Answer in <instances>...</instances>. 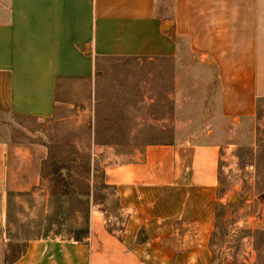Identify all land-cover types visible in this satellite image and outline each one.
<instances>
[{
    "label": "crops",
    "instance_id": "1",
    "mask_svg": "<svg viewBox=\"0 0 264 264\" xmlns=\"http://www.w3.org/2000/svg\"><path fill=\"white\" fill-rule=\"evenodd\" d=\"M108 60L160 65L172 93L112 103L102 86ZM68 82L89 85L93 126L96 105L97 123L103 107L116 109L114 127L128 129L114 128V138H137L142 125L172 121L175 129L133 161L107 162L118 217L98 207L80 242L30 239L11 264H214L224 145L209 124L240 126L264 102V0H0V236L11 193L23 203L40 185L10 182L21 151L1 128L12 117L51 120Z\"/></svg>",
    "mask_w": 264,
    "mask_h": 264
},
{
    "label": "rangeland",
    "instance_id": "2",
    "mask_svg": "<svg viewBox=\"0 0 264 264\" xmlns=\"http://www.w3.org/2000/svg\"><path fill=\"white\" fill-rule=\"evenodd\" d=\"M157 66L160 68L146 62L108 60L101 67L103 94L116 104L120 99L135 104L145 95L160 99V95L171 94L167 77L162 82ZM90 98L87 83L68 82L60 88V103L51 120L12 117L3 124L2 139L9 142L10 149L21 151L12 159L14 174L10 182L31 183L39 178L40 185L24 194L23 203L11 193L6 233L0 236V242H4V246L0 245V261L7 263L20 255L30 239L85 237L91 213L98 207L118 217L116 193L104 183L107 162L114 158L133 161L143 145L171 141L175 129L172 121L163 127L153 124L144 129L142 125L138 137L133 139L114 138L113 130L103 127H99L98 136L92 122L93 109L87 107ZM171 104L169 100V113ZM109 108L103 107L108 114ZM119 111L120 107L115 118ZM121 124L127 127L126 123ZM209 127H215L224 145L216 226L210 240L214 264H264V102L259 103L256 117L249 122ZM115 145L116 154L109 153L107 147ZM53 164L62 166L61 174L69 180V196L61 195L62 187L52 175Z\"/></svg>",
    "mask_w": 264,
    "mask_h": 264
},
{
    "label": "trees",
    "instance_id": "3",
    "mask_svg": "<svg viewBox=\"0 0 264 264\" xmlns=\"http://www.w3.org/2000/svg\"><path fill=\"white\" fill-rule=\"evenodd\" d=\"M96 98H97V95H96ZM98 110H99V108L96 105V107H95V119H96V122H95V129H96L95 133L99 136V134H98L99 127H103L104 130L109 131V132L114 130L115 127H114V123H113L112 120H113V114L116 111V109L114 107L109 108L110 112H109L108 116L103 117L102 114L105 115L106 111L102 108L103 113L101 112V114H100V121L101 122L100 123L98 122V125H97V117L99 116V111ZM126 126L128 127L127 124H126ZM90 127H91V123L89 124V128ZM127 127L122 126V124L119 122L115 129H119V130H121L123 128L127 129ZM61 168H62V166H60L58 164H53L52 175H53L54 180L57 183V185L62 187L61 195L66 197V196L70 195V191L68 190L69 180L67 178L63 177V175L61 174ZM74 241L75 242H80L81 239H74ZM16 260H17V258L15 257L10 262H7L5 264H11V263H13Z\"/></svg>",
    "mask_w": 264,
    "mask_h": 264
}]
</instances>
